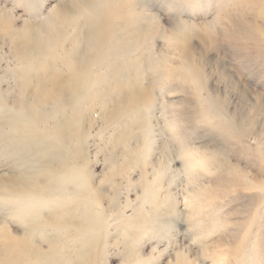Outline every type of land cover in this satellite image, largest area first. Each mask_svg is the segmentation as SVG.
<instances>
[{
    "label": "rangeland",
    "instance_id": "rangeland-1",
    "mask_svg": "<svg viewBox=\"0 0 264 264\" xmlns=\"http://www.w3.org/2000/svg\"><path fill=\"white\" fill-rule=\"evenodd\" d=\"M69 1L78 34L53 24ZM78 1L0 0V264H34L31 245L58 253L32 206L19 213L12 181L44 188L69 174L73 192L57 199L97 236L88 252L67 240L53 264H264V0ZM100 20L109 38L92 39L116 67L72 110L55 107L36 73L51 59L63 75L67 58L96 61L85 31ZM35 38L43 55L28 63Z\"/></svg>",
    "mask_w": 264,
    "mask_h": 264
},
{
    "label": "bare ground",
    "instance_id": "bare-ground-1",
    "mask_svg": "<svg viewBox=\"0 0 264 264\" xmlns=\"http://www.w3.org/2000/svg\"><path fill=\"white\" fill-rule=\"evenodd\" d=\"M74 2L75 1H69L67 3H63L61 5V8L57 12L53 13L51 16L53 18V24L64 23L65 25H68V26L70 25L71 29L73 31H76L78 34L79 31H82L81 25H80L81 24L80 18L82 16V11L79 10V8L77 9V7L74 5L75 4ZM81 2H85V1L80 0L79 3H81ZM86 3L87 4H84V5H87L88 9L89 8L91 10L94 9V6H93L94 2L90 3V1H87ZM91 10H90V12H91ZM104 25H106V23L101 22V20H100V22L98 21L96 24L93 25V26H96V30H94L91 27H86L87 29L85 31V35H87V38H89L90 45L94 46V44L91 43V41L95 42V40L92 39L93 35L98 36V34H101L102 39H104L106 41L108 40V38H109L108 35H106V37L103 36V34H106V32H104V31H102V33L98 32L100 27L104 26ZM28 30H30V27H26L23 29L24 32H26ZM68 42H70L69 44L79 43V41L77 39H75V37L73 39H68ZM46 43H47L46 46H48V48H50V46H55L53 40H52V42L48 41ZM95 43H96V46L94 47V49L92 48V51L94 50L95 53L96 52L99 53V57H98V59H96V61L95 60L91 61V60L85 59L82 56L83 58L82 59L80 58L81 61L78 62L77 67L72 69V67L69 65L70 64L69 58H67L65 63H64L66 74L63 75L58 70V68L56 67L53 60L51 59V60H49V62H47L48 65L45 66L46 67L45 70H41V71H38L36 73V76L38 77V79H37L38 82H42V83L44 82L45 84L48 82L49 88H48V92H47L45 98L46 99L48 98L49 100H55L57 102L55 107H57V106L63 107L64 106L65 108L72 110L73 106H75L73 104V101H72L73 99H75L74 98L75 94L76 95L85 94V92L88 89L91 92V87L93 88V85L98 83V79L100 78V80H101V78H103V77L108 78L109 71H113L114 67H116L117 61L107 57V55H104V50L108 49V48L104 47V50H103V47H102L103 44L102 43L97 44V41ZM32 44H35V46H37V48L39 50L40 41L37 40V38L32 40ZM101 49H102V51H101ZM121 51L122 50H117V52H116L117 55ZM42 55L43 54L40 53V50L38 52L36 51V53L33 56H31L29 59H27V62L30 63L33 60L39 59V58H41ZM93 64L95 65L94 68H93ZM101 66H103V70H101ZM69 70H72V72H70ZM99 71H102L104 73L99 74L98 73ZM73 72L75 73V75L72 74ZM91 72L92 73L96 72L97 74L94 75L88 83H86L87 82L86 77ZM43 75L45 76V78L42 77ZM75 77H77L79 79L75 81L74 80ZM105 81H106V79H105ZM124 83H125L124 79H122V81H120V82H118L117 80L115 81L114 84H115V88L117 89V91L122 90L121 87L124 86ZM97 90H99V89L97 88ZM90 92H89V95H91ZM86 99L88 100L89 98H86ZM128 99H129L128 100L129 103H128L127 108H130V107L133 108L134 106L131 102V99L130 98H128ZM89 102H90L89 107H90V109H92V103L90 100H89ZM30 104H31L30 107L32 110L37 109V111H43V109L42 110H38V109H41L40 104H42V105L45 104V101H44V99L43 100L39 99L38 103H33V104L30 103ZM123 113H125V112L123 111ZM38 114L39 115L37 116L38 117L37 119L41 122V120L44 119L45 114L43 112H38ZM3 117L6 118L5 116H3ZM14 118H15L14 120L19 119L18 116L14 117ZM31 118L34 119V115L31 116ZM121 120H124L123 116L121 117ZM73 177H74L73 174L63 176V178L58 180V181L49 182V184L47 186H45L44 188H42L43 185L41 187L37 186V185L30 186L24 182L22 177L21 178L17 177L16 179H14L12 181L13 183L10 186L11 188H10L9 192H12V194L14 195V197L16 198V200L19 203V207H18V209L20 210L19 213L21 214L22 213L21 211L23 209H25V208L27 209V206H32L33 212L31 213L32 215L28 217V220H30L29 222H35V225L37 227L41 226L42 228H44V232L49 231L50 233L51 232L55 233L54 236L49 238L50 240H48V242L49 241L50 242L48 243L49 244L48 246L51 247V250H55V251L58 250L57 254L53 255V253H45L46 251H43V250L40 251L37 248H34L33 245L28 246V249L26 248L25 252L28 254H29V252H31L30 257L33 259L31 261L34 264H53V260H56L58 258V256L60 255V253H63V251L65 250L66 245L64 243L67 240L71 243V245L73 247L76 244H80L81 248H83V250H86L87 252L89 250H91V248L88 245L91 242L92 238H94L96 240L97 235L94 236L93 230L89 231V230L83 229L84 227L94 225L90 221L92 219H90V217L88 216V218H86L85 220L78 221L75 218L76 214L74 213V211L72 209L69 210V208L67 207L68 201L64 200L63 198L57 199V198H59V195L62 196L66 193L73 192L72 190H67V185H66L67 181L70 179L72 180ZM45 198H47V199H45ZM39 200H45L46 203L49 204V205H46L45 210H41V209H39V207L36 208V204L38 203ZM54 204H56V205L58 204L59 207H54ZM40 207H42V206H40ZM44 211H46L45 214H42L44 221L40 222L38 220L39 216H42V215H40V213H42ZM92 221L94 222V220H92ZM64 223H67L70 226H64L63 225ZM74 225L78 226V230L74 229V231H72V230L70 231V227H72ZM36 226H31L30 228H27L26 236L28 237V239H30L34 235ZM69 231L72 232V233H69L72 236L76 232L75 234L77 237H75V238L69 237L70 235L67 234V232H69ZM100 233L103 236L105 234V231L100 230ZM51 240H53V241H51ZM58 240L61 241V243H59V245H58ZM98 240H97L98 244H99L98 250H99V252H104L103 251L104 243H103V241L100 242V238ZM92 243H94V242H92ZM19 245L23 246L22 244H19Z\"/></svg>",
    "mask_w": 264,
    "mask_h": 264
}]
</instances>
